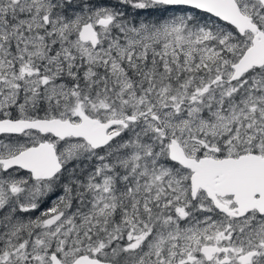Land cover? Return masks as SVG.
Returning <instances> with one entry per match:
<instances>
[{
  "label": "snow or ice",
  "instance_id": "obj_1",
  "mask_svg": "<svg viewBox=\"0 0 264 264\" xmlns=\"http://www.w3.org/2000/svg\"><path fill=\"white\" fill-rule=\"evenodd\" d=\"M0 264H264V0H0Z\"/></svg>",
  "mask_w": 264,
  "mask_h": 264
}]
</instances>
